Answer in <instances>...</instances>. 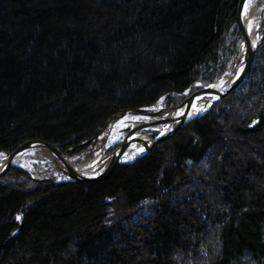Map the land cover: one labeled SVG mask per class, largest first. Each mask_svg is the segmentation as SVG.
Returning a JSON list of instances; mask_svg holds the SVG:
<instances>
[{
  "label": "trees",
  "instance_id": "trees-1",
  "mask_svg": "<svg viewBox=\"0 0 264 264\" xmlns=\"http://www.w3.org/2000/svg\"><path fill=\"white\" fill-rule=\"evenodd\" d=\"M239 2L0 0V154L45 140L84 160L121 111L214 83L241 47ZM0 264H264V41L237 90L108 180L12 167Z\"/></svg>",
  "mask_w": 264,
  "mask_h": 264
},
{
  "label": "water",
  "instance_id": "water-1",
  "mask_svg": "<svg viewBox=\"0 0 264 264\" xmlns=\"http://www.w3.org/2000/svg\"><path fill=\"white\" fill-rule=\"evenodd\" d=\"M247 2H248V0H240L239 6H238V12H237L238 26H239V29L241 31V37H242V57L244 60L243 69H242L241 73L239 74V76L234 80V82L231 84V86L227 90H225L223 92H219V91H216L213 87L209 86L205 89L199 90V91L191 94L186 100H184L178 106H174V107H170V108H163V109H160L157 111H149V110H124V111H121L106 125V127L102 130V132L97 137L102 135V133L104 132V130L108 126H112L116 121L123 119L128 114H135L138 116H146V117L150 118L151 120L148 122H142L140 124H137L133 127L128 128L129 132H128L127 136L120 143L117 150L115 152H113V154L111 155L108 167L96 176H92V177L83 176V175L79 174L73 168L71 163L68 161V153H69V151H71V149H69L65 152H62L58 147H56L55 145H53L52 143H50L48 141L30 140V141H27L24 144H22L15 151L6 154V156L4 157V159H5L4 166L0 168V178L4 177L12 169L13 166H16L15 165L16 159L21 154L28 152L30 150H34V149H44V150H47V151L51 152L52 154H54L59 159V161L64 165L65 170H62V173L70 181H72V182H87V183L106 181L112 176V174L115 171V169L117 168V166L120 163H122L121 161H122L123 157L126 155L131 143H137V144L143 145L145 147L146 154H149L152 152V150L154 149V147L158 143H161L165 140H168L170 137L175 135L180 129L185 127L187 124H189L190 122L194 121L195 119H198L199 117L203 116L209 110L203 112L202 114H200L198 116L192 117L191 119L188 118L189 113L186 112L178 120V122L173 127V129L170 132H168L167 134L159 136L156 139H150V140H144V139H134V140L131 139V140H129V138L135 132H140V131L148 130V129L153 130L155 127H159V126L169 127V125L171 123H175V120H173L170 117V114L174 110H176V109H178L184 105H186L187 109H189L193 99L197 96L214 93L218 97L217 100L215 101V103H217V102L222 101L224 98H226L233 91L237 90L240 87V85H242L244 83V81L246 80V78L249 76V74L251 72L257 51L259 50L261 44L264 41V34H263L262 38L260 39V41L256 44L253 43L251 41V39L249 38V35H248L246 28L244 26V23H243V12L245 10ZM240 67H241V65H237L235 67V69H234V75L235 76L239 72ZM97 137L93 138V140L96 139ZM17 222L19 224V228L15 232L13 237H15L19 233V231L22 227V222H23L22 215H20V214L17 215Z\"/></svg>",
  "mask_w": 264,
  "mask_h": 264
},
{
  "label": "rangeland",
  "instance_id": "rangeland-1",
  "mask_svg": "<svg viewBox=\"0 0 264 264\" xmlns=\"http://www.w3.org/2000/svg\"><path fill=\"white\" fill-rule=\"evenodd\" d=\"M262 1L263 0H249L247 2V5H246V7H247V13L246 14H249L256 7H259L261 5ZM262 13H263L262 14L263 18L261 19V21H262L261 26H263L262 24L264 23V11ZM260 32H259V38H260ZM258 41H259V39H258ZM240 57H242V41H241V47L239 49V53L235 57L231 66L225 71V73L233 66V64ZM242 68H243V65H241L240 70L238 72V75L242 71ZM225 73L222 75V77L225 75ZM220 79L216 80L215 83L218 82ZM176 106H178V105H176ZM172 107H174V106H172ZM163 108H166V107H163V101H160L157 106L152 108L153 109L152 111H157V110H160ZM136 116H138V115L128 114L123 119L116 121L112 125V129L108 132L106 131V134H105L106 138L101 136V138H103V139L100 140L101 139L100 136L98 137L99 138L98 143H95L93 150L89 153V155L84 160H73L69 156H68V159L76 167H79L81 169V171H87L89 173H95L96 170L103 167L105 161L107 159H110L113 152H115L117 150L118 147L116 148V144H119L124 140V138L127 136L128 132H129L128 128L133 127V126L140 124L142 122H148L151 120L150 118H148L146 116H139V117H146V119H140V120L130 119V118L125 119L126 117H136ZM164 128L165 127H161V126L158 127V129H161L162 131L164 130ZM141 134L150 137L149 131H141ZM160 135H162V134H160ZM141 155H142V152L133 151L132 153L128 154L126 157H123L121 162L122 163H132V162H134L133 160H136ZM4 156L5 155L0 156V158H3ZM87 159H89L88 162H87ZM37 164L40 166V168L37 167ZM16 165H18V166H20L26 170L36 171L38 173L46 172V175L54 174V176H55L56 174H58V171H59L58 165L55 162H52L50 159H48L43 154H32V153L24 154V156L18 160Z\"/></svg>",
  "mask_w": 264,
  "mask_h": 264
},
{
  "label": "bare ground",
  "instance_id": "bare-ground-1",
  "mask_svg": "<svg viewBox=\"0 0 264 264\" xmlns=\"http://www.w3.org/2000/svg\"><path fill=\"white\" fill-rule=\"evenodd\" d=\"M246 5H247V3H246ZM263 11H264V0L262 1L261 5L259 7H256L255 9H253L249 14H246L245 10L243 12L244 26L246 28L248 35H249V38L255 44L258 42L259 32L261 31L260 29H262L261 28L262 27L261 26V23H262L261 19L263 18V15H262ZM243 63H244L243 57H240L218 82H216V83L214 82V83L210 84L209 86L212 87L214 85L213 88L219 92H223V91L227 90L235 80V75H234L235 67L237 65H243ZM209 86H207V87H209ZM217 98H218L217 95L214 93L197 96L193 99L189 109H187L186 105H184V106L174 110L170 114V117L173 120H175V123H171L169 125V127L164 128L163 133L166 134V133L170 132L173 129V127L176 125L178 120L186 112L189 113L188 118L191 119L192 117L198 116L201 113L207 111L208 109H210L212 107V105L215 103ZM131 139L132 140H134V139L147 140V138L145 136L141 135L140 132H135L129 138V140H131ZM133 151H140L143 153L145 151V147L143 145H140L137 143H131V145H130V147H129V149H128V151L124 157H126L128 154L132 153ZM28 153L43 154L48 159H50L52 162H55L58 165V167L65 169L64 165L59 161V159L54 154H52L51 152L44 150V149H34V150H30L28 152H25V153H23L17 157L15 163H17L18 160L24 156V154H28ZM4 163H5V159L0 158V168L4 166ZM108 165H109V163L107 161H105L104 166L102 167L101 171H104L108 167ZM78 172H80V171H78ZM80 174H82V173L80 172Z\"/></svg>",
  "mask_w": 264,
  "mask_h": 264
},
{
  "label": "snow or ice",
  "instance_id": "snow-or-ice-1",
  "mask_svg": "<svg viewBox=\"0 0 264 264\" xmlns=\"http://www.w3.org/2000/svg\"><path fill=\"white\" fill-rule=\"evenodd\" d=\"M245 13H247V7L245 8ZM212 87H214V85ZM129 118L130 119H136V120L146 119V117H139V116H136V117H126L125 119H129ZM0 155H3V154H0Z\"/></svg>",
  "mask_w": 264,
  "mask_h": 264
},
{
  "label": "built area",
  "instance_id": "built-area-1",
  "mask_svg": "<svg viewBox=\"0 0 264 264\" xmlns=\"http://www.w3.org/2000/svg\"><path fill=\"white\" fill-rule=\"evenodd\" d=\"M46 175V172H40L37 174V176H35V174H33L34 178L36 180H40L41 178H43Z\"/></svg>",
  "mask_w": 264,
  "mask_h": 264
}]
</instances>
